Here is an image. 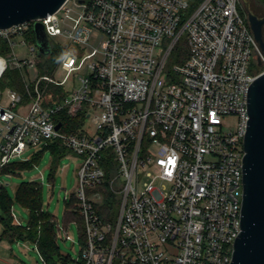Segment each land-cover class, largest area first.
<instances>
[{
  "label": "built area",
  "instance_id": "built-area-1",
  "mask_svg": "<svg viewBox=\"0 0 264 264\" xmlns=\"http://www.w3.org/2000/svg\"><path fill=\"white\" fill-rule=\"evenodd\" d=\"M37 20L65 49L43 73L36 19L0 28L10 47L0 80L16 68L25 82L24 92L0 86V168L57 141L81 156L85 242L70 264H231L249 92L264 72L239 0H67ZM62 113L84 114L76 132ZM109 193L115 219L100 211ZM59 234L71 238L61 223Z\"/></svg>",
  "mask_w": 264,
  "mask_h": 264
},
{
  "label": "water",
  "instance_id": "water-1",
  "mask_svg": "<svg viewBox=\"0 0 264 264\" xmlns=\"http://www.w3.org/2000/svg\"><path fill=\"white\" fill-rule=\"evenodd\" d=\"M67 0H0V28L36 19L34 31L40 51L53 52L45 24L38 18L56 12ZM84 1V0H81ZM256 39L264 51V17L249 15ZM262 64V57L258 55ZM61 123L57 125V128ZM1 184V187L5 186ZM231 264H264V72L251 84L245 137L242 230Z\"/></svg>",
  "mask_w": 264,
  "mask_h": 264
},
{
  "label": "rangeland",
  "instance_id": "rangeland-1",
  "mask_svg": "<svg viewBox=\"0 0 264 264\" xmlns=\"http://www.w3.org/2000/svg\"><path fill=\"white\" fill-rule=\"evenodd\" d=\"M239 7L248 19L250 14L264 17V6L260 0H239ZM262 52L264 53L263 50ZM16 53L21 56H31L29 46H17ZM251 68L258 71L262 66L252 58ZM229 124H235V119L229 120ZM87 126H91L89 120ZM39 150L40 146H28L20 155L15 156L12 162L19 166L11 176L2 174L0 183L6 184V192L13 202L16 216L23 225H27L30 219L29 211L16 199L17 187L24 181H37L42 187L44 209L52 213L62 225L69 223L68 232L71 238L67 239L66 235L62 234L57 238L60 251L76 259L82 249L80 225L77 221H68L66 210L67 203L77 193L78 170L82 158L69 150L66 155L59 157L50 148H46L37 154L38 159L35 164L26 163ZM118 212L119 208L116 207L112 215L113 219ZM0 264H43V260L36 244L25 240L11 241L4 237V227L0 223Z\"/></svg>",
  "mask_w": 264,
  "mask_h": 264
},
{
  "label": "trees",
  "instance_id": "trees-1",
  "mask_svg": "<svg viewBox=\"0 0 264 264\" xmlns=\"http://www.w3.org/2000/svg\"><path fill=\"white\" fill-rule=\"evenodd\" d=\"M264 6V0H260ZM65 47L61 44L53 42V52L50 56L44 55V61L41 62V72L51 73L57 65L60 57L64 52ZM10 50L7 40L0 37V53L7 54ZM2 88L11 87L21 92L25 91V82L21 71L16 68H9L5 73L2 80H0ZM57 98L63 97L64 92L61 86L52 85L48 89ZM63 126L66 131L76 132L83 123L84 114L81 113L76 117H71L62 113ZM46 148H50L56 156H64L68 153L67 147L61 142L57 141L41 148L31 160L26 163L35 164L40 152ZM22 165V164H21ZM20 165V166H21ZM19 166L10 162L5 167L0 168V173L11 176L15 168ZM6 185L0 187V223L4 227V237L11 241L25 240L36 244L41 255L47 261V264H70L71 256L65 255L60 251L57 243L59 235V221L56 217L46 211L43 206L42 187L37 181H24L17 187L16 199L29 211L30 219L27 225H23L19 221L13 210V202L6 192ZM108 195V193H107ZM114 196L111 197L110 193L107 197L106 205L100 210L107 217L113 214L115 209ZM76 197L67 203L66 217L69 222L77 221L80 225L81 242H85V226L82 214L77 210L75 205ZM68 224H64L68 230Z\"/></svg>",
  "mask_w": 264,
  "mask_h": 264
}]
</instances>
